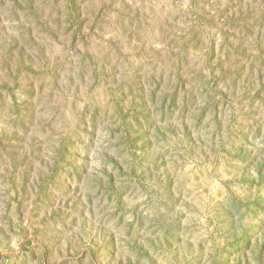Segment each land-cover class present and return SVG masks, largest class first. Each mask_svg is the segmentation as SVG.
Here are the masks:
<instances>
[{"label": "rangeland", "instance_id": "rangeland-1", "mask_svg": "<svg viewBox=\"0 0 264 264\" xmlns=\"http://www.w3.org/2000/svg\"><path fill=\"white\" fill-rule=\"evenodd\" d=\"M0 264H264V0H0Z\"/></svg>", "mask_w": 264, "mask_h": 264}]
</instances>
